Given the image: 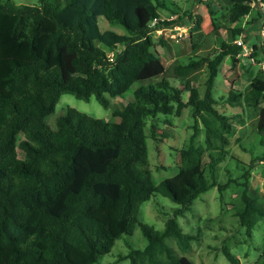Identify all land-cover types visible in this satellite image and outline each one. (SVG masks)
<instances>
[{"label":"trees","instance_id":"16d2710c","mask_svg":"<svg viewBox=\"0 0 264 264\" xmlns=\"http://www.w3.org/2000/svg\"><path fill=\"white\" fill-rule=\"evenodd\" d=\"M230 1L228 34L220 47L174 65L185 80L182 87L165 75L159 46H167L166 37L155 38L151 22L187 21L191 11L161 21L164 0H0V264H94L137 224L147 244L129 250L130 264H195L167 239L190 252L198 236L184 232L178 216L203 192L229 185L218 182L217 173L229 153L233 122L216 106L213 89L225 58L234 65L240 60L236 39L245 29L237 22L253 9V0ZM258 13L264 16V6ZM101 17L128 33L102 29ZM254 50L252 57L264 53V41ZM203 63L209 77L202 95L192 74ZM137 81L131 101L112 109L115 120L69 107L54 127L48 122L64 93L85 100L95 96L108 108L112 97ZM230 95L256 109V129L264 134V78L256 76L244 92ZM189 106L205 125L206 145L179 148L178 172L156 182L147 120L161 113L181 115ZM151 128L157 138L156 124ZM253 167L244 172V188L233 206L249 237L264 219V199L250 188ZM156 193L179 204L161 230L139 219L141 204ZM224 252L232 264H241L230 249ZM253 264H264V249Z\"/></svg>","mask_w":264,"mask_h":264},{"label":"rangeland","instance_id":"374dc122","mask_svg":"<svg viewBox=\"0 0 264 264\" xmlns=\"http://www.w3.org/2000/svg\"><path fill=\"white\" fill-rule=\"evenodd\" d=\"M12 1L17 4L38 2V0ZM164 1L167 7L160 9L162 18H178L185 11H191L193 16L192 19H187L189 31L186 37L179 40L165 38L167 46H159L166 65V77L171 80L172 84L183 87L185 80L175 74L174 65L178 62H188L190 58L213 54L220 47L222 40L227 38L228 34L225 26L228 25L227 17L231 1ZM251 4L253 6L251 12L237 22L245 29L242 37L249 53L246 56L241 54L240 60L235 65L230 57L225 58L213 89V94L217 99L216 106L221 112L228 114L230 121L233 122V129L227 134L229 153L219 163L217 173L218 182H229V185L224 190H219L218 186H214L203 192L193 201L190 209L178 216L182 230L198 236L190 252L181 251L175 240L167 239L168 244L174 247L180 255H187L195 264H232L224 252L225 247L239 257L241 264H253L264 249V219L258 222L254 235L249 237L245 233L246 228L239 224L233 209L244 188L243 174L253 164L250 188L253 195L264 199V134L256 129V109L250 107L242 96L236 100L230 99L231 91L244 92L254 77L264 78V53L259 52L255 57L251 56L252 53L255 54L254 46L264 41V16H259V2L253 0ZM198 20H200L199 23ZM99 21L102 29L128 33L124 26L110 22L104 17H101ZM154 35L157 38V33ZM120 48H122L121 45H119ZM208 77L209 69L206 63H203L192 74L193 82L199 87L202 95L205 92ZM140 83L137 81L121 96L112 97L108 108L103 106L95 96L85 100L77 98L72 93H64L60 97L55 112L48 117V122L54 127L57 116L65 113L69 107L104 120H115L112 109L121 106V103L131 101L134 90ZM182 96L184 100H187L189 91L185 90ZM192 112L193 109L189 106L184 108L181 115L161 113L147 120L149 159L156 182L178 172L179 168L175 163V158L179 148L189 145L205 147V125L202 120L196 121ZM151 123L156 124L154 132L159 139L152 135ZM204 158L206 161L209 159L206 154ZM178 206L179 204L168 196L156 193L141 204L139 219L161 230ZM146 244V237L140 224H137L132 233H124L117 239L111 252L102 256L94 264H130V260L125 258L129 250L142 249Z\"/></svg>","mask_w":264,"mask_h":264},{"label":"built area","instance_id":"2783aa9c","mask_svg":"<svg viewBox=\"0 0 264 264\" xmlns=\"http://www.w3.org/2000/svg\"><path fill=\"white\" fill-rule=\"evenodd\" d=\"M258 6L262 7L263 5L262 3H259ZM174 18H170L169 20H172ZM162 20L165 19L161 18V21ZM187 23L188 21L184 20V21L174 22L171 24H164V23H160V19L155 18L151 22V26L154 27V33H157L158 36H164L166 38L179 40L183 37H186V35H188L189 26H187ZM236 42L242 46L241 54L245 56L248 55L249 50L245 45V42L243 41V37L241 36L238 39H236Z\"/></svg>","mask_w":264,"mask_h":264}]
</instances>
